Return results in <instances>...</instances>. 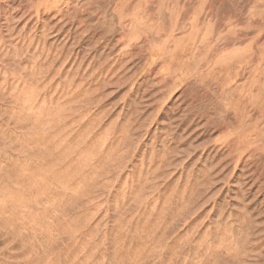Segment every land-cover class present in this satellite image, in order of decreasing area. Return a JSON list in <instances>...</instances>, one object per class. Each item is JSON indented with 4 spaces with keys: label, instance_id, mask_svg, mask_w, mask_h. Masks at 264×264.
<instances>
[{
    "label": "rangeland",
    "instance_id": "1",
    "mask_svg": "<svg viewBox=\"0 0 264 264\" xmlns=\"http://www.w3.org/2000/svg\"><path fill=\"white\" fill-rule=\"evenodd\" d=\"M0 264H264V0H0Z\"/></svg>",
    "mask_w": 264,
    "mask_h": 264
}]
</instances>
